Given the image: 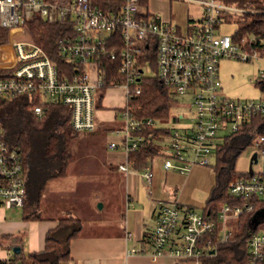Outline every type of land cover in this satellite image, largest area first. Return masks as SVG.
<instances>
[{
	"label": "built area",
	"instance_id": "2783aa9c",
	"mask_svg": "<svg viewBox=\"0 0 264 264\" xmlns=\"http://www.w3.org/2000/svg\"><path fill=\"white\" fill-rule=\"evenodd\" d=\"M181 1L201 5V18L188 16L184 25H175L153 11L147 14L145 0H123L119 12L104 11L92 0H0V27L8 29L9 37L7 43L0 45V98L41 95L45 101L71 108V124L75 130H95L99 89L103 84L100 59L113 44L111 39L118 35L123 45L120 70L126 82L114 87L124 90L125 105L129 95L141 91L136 83L148 66L147 56L152 55L155 74L177 98L189 99L187 103L181 102L188 109L187 114L162 121L172 123L162 125L168 130L161 140L162 163L166 170L187 173L195 165L210 166L217 142L245 126L256 124L251 134L257 161L252 157L251 170L229 187V193L241 199L240 203L225 204L213 220L196 208L159 199L155 228L147 234L144 246L129 250L130 253H147L153 261L169 254L179 261L202 264L203 256L214 244L210 236L219 235L221 242L229 240L233 232L230 220L251 211L256 199H264V99L257 102L223 94L220 60L253 61L264 60V56L220 32L229 16L233 12L242 13V9L224 0ZM36 15L48 23L71 22V30L58 45L61 55L77 64L75 68L79 72L71 79L60 76L56 63L35 42L29 21ZM4 46L8 47L7 51H3ZM111 57H116L115 51L111 52ZM258 83H264L263 71ZM31 110L39 117L45 112L41 104ZM119 113L123 125L112 131L119 140L111 141L109 148L125 154L118 169L126 174L139 173L151 194L154 179L151 162L136 169L129 161V153L142 145L143 127L157 126V123L151 119L139 121L128 110ZM184 119L191 122L180 124ZM260 163L261 168L254 170L253 166ZM25 198L22 158L3 138L0 121V208L22 209ZM248 247V264H264V230L248 239ZM13 255L10 248L6 257L0 258V264H12Z\"/></svg>",
	"mask_w": 264,
	"mask_h": 264
},
{
	"label": "trees",
	"instance_id": "16d2710c",
	"mask_svg": "<svg viewBox=\"0 0 264 264\" xmlns=\"http://www.w3.org/2000/svg\"><path fill=\"white\" fill-rule=\"evenodd\" d=\"M230 1L243 10L239 28L232 35L233 41L264 56V0ZM92 2L107 12H119L123 4V0ZM144 4L148 6L149 14L150 0H145ZM29 27L35 42L56 63L61 77L71 79L79 72L78 68H75L77 64L63 57L58 50L60 41L71 30L70 21L63 24L48 23L40 15H36L29 21ZM114 36L115 38L111 39L113 44L109 45L106 54L100 59L103 84L99 89L98 109L102 107V99L109 88L126 82V77L120 70L122 41L118 35ZM7 42L8 29L0 27V45ZM7 49V46L3 47V51ZM112 51L116 53L114 58L111 57ZM153 58V55L147 56V65L156 71ZM136 84L141 86V91L129 95L127 104L119 108V111L128 110L130 115L139 121L149 119L155 123L167 121L178 101L170 88L156 74L149 77L143 74ZM261 86L264 87V83H261ZM38 104L43 105L45 109L42 117L35 115L31 110ZM0 121L3 138L21 156L23 162L26 186L23 219L27 221L45 219L41 213L43 192L49 180L67 174L74 158L71 145L80 135V131L72 127L71 108L61 103L45 101L37 94L16 95L0 98ZM257 121L259 122V119ZM255 125L245 126L217 142L213 153L216 158V165L213 168L214 184L202 209L206 218L216 220L225 204L241 202V199L229 193V187L246 173L238 171L236 163L243 150L252 145L254 138L251 133L255 131ZM166 133L167 129L155 125L143 127L142 145L129 153V161L134 168L142 169L152 159L162 154L161 140ZM255 201L256 205L251 211H245L239 217L230 220L233 232L229 240L221 242L219 235L210 236L213 237L214 244L203 256L202 264H248L250 252L248 239L264 230V199ZM82 226L79 218L66 214L59 219L55 228L48 231L42 250L27 254L22 250L18 254L14 253L12 264H64L70 259V241L80 233ZM12 237L5 234L1 236V240L8 241Z\"/></svg>",
	"mask_w": 264,
	"mask_h": 264
},
{
	"label": "crops",
	"instance_id": "0c3cea01",
	"mask_svg": "<svg viewBox=\"0 0 264 264\" xmlns=\"http://www.w3.org/2000/svg\"><path fill=\"white\" fill-rule=\"evenodd\" d=\"M158 1L160 0H150V10L159 14V12L154 9L155 3ZM173 1L178 0H168L169 5ZM162 17L165 20H170V15L168 17ZM186 21H188V16H186L183 23L185 24ZM104 99L105 97L102 99V107L97 111L96 129L93 131L80 132L79 136H81L84 141L89 139L87 142L90 140V142H95L96 139L101 138L102 136L109 138L108 135L113 134L112 131L115 128H120L123 125L119 108L125 105V96L122 102H116L117 104H113L111 107L103 104ZM115 137H112L110 138L111 140L107 141L105 146H103V153L101 154L104 171L107 176L108 174H111V179L106 180V184H108V186L110 185V190L113 189V182L115 179L113 173L115 170L120 171L117 166L124 159L125 155L121 151H113L109 148V143ZM162 159L163 157H155L150 161L154 170L151 194L146 188L139 173L132 172L126 174L121 171L124 176V195L123 199L121 198L123 212L118 221L108 222L107 220H104L99 224V228H97L98 230L95 231H88V229H90L92 225L99 223L97 222L98 220L87 226L84 223V220L81 219V215L77 216V214H75L76 210L79 211V206H77L78 202H75L74 200L56 197V200L54 201L52 200L51 194L47 192L45 210V190L41 199V213L45 219L27 221L22 218L15 222L7 221L6 212L10 209L0 208V220H2L0 222V236L5 234L13 236L12 239L8 240V242H10L8 243L9 246L6 247V243V248L3 251H1L2 249L0 248V258L6 257L7 251L13 246H20L22 251L27 250V252L42 250L45 246V238L48 231L57 226L60 218L66 214H71L72 216L79 218L82 221L83 226L80 233L71 239L70 259L64 264H189L176 260L175 257L169 254L164 255L157 261H153L151 256L147 253L129 252L131 248H141L144 246L147 234L155 228L157 200L177 201L184 206L201 204L199 201H187L189 204L181 201L182 196L178 195L179 187L176 185L179 182V179H176L179 177L178 175H188L191 173L194 166L187 173L166 170L163 167ZM72 165L73 162L69 165L65 176L49 180L46 185V190L52 185L51 187L54 191L51 192L58 191L56 187H59V185L53 184V181L66 178ZM186 181L187 179H185V182ZM213 184L214 179L211 182V187ZM110 190L108 189V191ZM53 196L55 195L53 194ZM98 202H101L99 208L104 209L107 205L102 192L97 195L94 201L91 198L88 199L86 204L88 208L91 209L93 207L92 203H94V207H96ZM109 224H117L119 225V228L116 231L104 230ZM128 234H131L129 239L127 238ZM25 235H28V238H25Z\"/></svg>",
	"mask_w": 264,
	"mask_h": 264
},
{
	"label": "rangeland",
	"instance_id": "374dc122",
	"mask_svg": "<svg viewBox=\"0 0 264 264\" xmlns=\"http://www.w3.org/2000/svg\"><path fill=\"white\" fill-rule=\"evenodd\" d=\"M231 4L230 0H224ZM156 11L162 16H169L173 24L184 25V20L186 16L193 17L195 19H200L203 13V7L194 2H182L181 0L173 1L170 3L168 0H160L155 3ZM243 15L241 12H233L229 16L228 21L223 23L220 28V32L232 36L239 28V21L242 20ZM9 39V37H8ZM264 72V60L254 59L253 61H243L236 58H223L220 60L219 74L223 85V94L227 95L233 99L249 100V101H261L264 99V87L258 83L260 73ZM156 71L151 67L144 68L145 76H154ZM109 88L105 94V99L103 104L106 106H112L122 102L124 96V90L121 87H114L110 90ZM113 98V99H112ZM121 98V100H120ZM177 104L173 106L171 110V118L178 117L183 113L187 114V108L181 104L189 102V99H179L177 98ZM117 102V103H116ZM189 120H182L180 124ZM168 125L163 124L161 121L157 122V126ZM116 136V135H115ZM113 134H109L108 137L102 136L96 139L95 142L84 141L81 136H77L71 145V151L73 153V165L69 169L68 176L64 179H59L53 181V184L59 185L56 187L58 191H54L50 187L45 189V210H46V193H50L52 200H56V197L68 198L78 202L79 211H75L77 216L81 215V219L84 223L89 226L90 223L98 220L97 224L92 225L88 231L98 230L99 224L107 220L118 221L121 213L123 212V206L121 205V198L123 199L124 189H123V174L121 171L115 170L113 173L114 182L113 189L110 190V185L106 184L107 179H111V174H106L102 166L101 154L103 153V146L107 143L110 138L115 137ZM117 137V136H116ZM113 138L112 141H117L118 138ZM257 152L254 146H248L237 159L236 169L238 171L246 172L250 171L251 158ZM162 157L161 155L156 156ZM71 162V163H72ZM70 163V164H71ZM216 165V158L213 156L211 158V166L195 165L188 175H178L176 179H179L178 185V195L182 196L181 201L188 203L187 201H199L201 204H191L194 208L202 211L207 198L208 192L211 187V182L213 181V168ZM261 168L260 164H255L253 166L254 170ZM185 179L187 181L185 182ZM185 182V183H184ZM107 185V186H106ZM107 187V188H106ZM108 189L110 191H108ZM100 191V192H99ZM102 192L107 205L104 209L99 208L101 202L97 203V209L92 203V208H88L86 202L88 199H96L97 195ZM146 193V192H145ZM53 194L55 196H53ZM85 203V204H84ZM23 218V209L12 208L6 212V220L13 221L20 220ZM2 220H0L1 222ZM91 226V225H90ZM119 225H108L104 230H117ZM28 238V235L24 236ZM7 243V245H6ZM8 241L1 240L0 236V248L3 251L8 245ZM6 245V247H5ZM26 254L27 250L24 251ZM1 255V254H0Z\"/></svg>",
	"mask_w": 264,
	"mask_h": 264
},
{
	"label": "water",
	"instance_id": "95a60500",
	"mask_svg": "<svg viewBox=\"0 0 264 264\" xmlns=\"http://www.w3.org/2000/svg\"><path fill=\"white\" fill-rule=\"evenodd\" d=\"M253 160H254V162L257 161L256 154L253 155ZM11 249L16 254L21 252V247L20 246H13Z\"/></svg>",
	"mask_w": 264,
	"mask_h": 264
}]
</instances>
